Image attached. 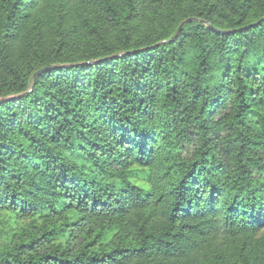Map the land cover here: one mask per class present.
Segmentation results:
<instances>
[{"label": "trees", "instance_id": "16d2710c", "mask_svg": "<svg viewBox=\"0 0 264 264\" xmlns=\"http://www.w3.org/2000/svg\"><path fill=\"white\" fill-rule=\"evenodd\" d=\"M3 213L0 264H264V0H0Z\"/></svg>", "mask_w": 264, "mask_h": 264}, {"label": "rangeland", "instance_id": "374dc122", "mask_svg": "<svg viewBox=\"0 0 264 264\" xmlns=\"http://www.w3.org/2000/svg\"><path fill=\"white\" fill-rule=\"evenodd\" d=\"M198 147L197 142H189L185 144V154L191 155ZM0 227L5 228L8 231L7 236H10L13 231L19 229L21 226L26 225L29 220L17 219L12 214L3 213L1 216ZM6 238V237H5Z\"/></svg>", "mask_w": 264, "mask_h": 264}, {"label": "water", "instance_id": "95a60500", "mask_svg": "<svg viewBox=\"0 0 264 264\" xmlns=\"http://www.w3.org/2000/svg\"><path fill=\"white\" fill-rule=\"evenodd\" d=\"M190 19H191V18H188V19H186L184 22H187V21L190 20ZM184 22H183V23H184ZM183 23L180 25L179 30H181V27H182ZM211 27H212V28H215L213 25H211ZM215 29H216L218 32H227V30H221V29H217V28H215ZM51 68H53V67H44V68H41V69L37 70V71L35 72V74H34V77L37 78V76H38L41 72L46 71V70L51 69Z\"/></svg>", "mask_w": 264, "mask_h": 264}]
</instances>
